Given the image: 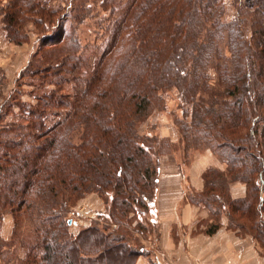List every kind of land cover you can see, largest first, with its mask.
Instances as JSON below:
<instances>
[{
    "label": "trees",
    "instance_id": "16d2710c",
    "mask_svg": "<svg viewBox=\"0 0 264 264\" xmlns=\"http://www.w3.org/2000/svg\"><path fill=\"white\" fill-rule=\"evenodd\" d=\"M1 1L10 41L27 42L23 20L31 22L41 53L32 74L51 85L27 108L25 123L0 124L5 264H15L6 255L16 243L24 248L23 258L12 251L16 264H134L146 249L131 237L150 227L133 219L152 211L159 156L178 147L185 160L188 150L203 147L224 163L208 167L202 190L186 195L213 216L205 232L214 233L226 214L228 228L264 251V0H232L250 22L248 38L238 21L224 19L225 0H128L85 77L67 10ZM115 1L100 4L111 10ZM68 75L72 98L61 92ZM170 88L190 106L189 116L174 120L177 144L138 130L165 106L162 92ZM60 109L63 117L47 125L46 116ZM234 182L244 184L242 197L230 196ZM88 193L109 200L113 227L70 230L69 214ZM5 213L12 216L10 241L1 236Z\"/></svg>",
    "mask_w": 264,
    "mask_h": 264
},
{
    "label": "rangeland",
    "instance_id": "374dc122",
    "mask_svg": "<svg viewBox=\"0 0 264 264\" xmlns=\"http://www.w3.org/2000/svg\"><path fill=\"white\" fill-rule=\"evenodd\" d=\"M127 1L116 0L114 7L110 10L105 9L100 4V0H39L44 7H60L68 11L69 18L66 24L73 23L75 35L81 47L80 53L87 61V66L81 70L80 76L85 77L89 74L99 53L106 45L112 21L120 16ZM2 3L4 1L0 3V124L11 122L25 123L27 108L35 103L37 94L41 91H48L51 85L42 84L39 76L32 74L34 65L41 60V53L38 51L37 33L33 30L31 22L26 19L23 20L25 23L24 28L29 34L27 42L16 44L10 41L6 36V22L1 9ZM235 8L232 0H225L224 19L238 21L244 30L245 36L248 38L250 36V22L248 18L239 17ZM72 79V76L68 75L67 81L61 89V92L69 98H72L74 92ZM162 96L165 106L162 109H154L138 127L141 133L145 130V125H147L149 130L143 133L155 136L157 139H162L160 137L163 133L171 131L168 128L169 126L166 125L165 119L169 120L171 118L174 124V120L185 117L184 113H187L188 116L190 113L189 104L180 102L179 93L175 88L163 91ZM64 113V109L50 112L45 118L46 124H53L56 120L62 118ZM201 149L204 148L188 150V160L183 158L181 147H178L173 153L179 156L183 163H187L190 156ZM89 194L91 198H86ZM108 205H110L109 200L106 203L103 201V204L101 203L99 208H97V194H86L73 206L72 212L69 214L70 230L76 232L80 227H86L91 223H97L98 225L108 224L113 227L106 216ZM151 212L139 215L133 220L149 225L148 217H152ZM5 214L3 215L4 220L2 219V222H4L1 225V236L5 240L10 241L13 225L12 216ZM148 232L144 234L134 233L131 237L132 244L137 246L138 244L144 245L141 237H146ZM25 233H28L27 226L23 230L21 228L17 234L19 237ZM12 251L18 258H23L24 248L17 245V243L9 248V254L6 255L7 259H10L9 263L13 262L16 264L17 259H12V257H15ZM0 264H5V262L0 259Z\"/></svg>",
    "mask_w": 264,
    "mask_h": 264
},
{
    "label": "crops",
    "instance_id": "0c3cea01",
    "mask_svg": "<svg viewBox=\"0 0 264 264\" xmlns=\"http://www.w3.org/2000/svg\"><path fill=\"white\" fill-rule=\"evenodd\" d=\"M165 121L171 131L160 138L177 144L178 132L171 118ZM144 129L143 132L149 130L147 125ZM173 152L159 157L152 217L148 218L150 230L141 238L146 254L138 256L134 264H264V251L258 242L228 228L226 214L219 217L220 226L214 233H206L213 216L204 205L187 199L188 192L202 190V175L208 167L223 169L224 163L206 148L194 152L187 163ZM229 193L232 198L242 197L244 184L232 183ZM89 197L90 194L86 198ZM101 203L97 195V208Z\"/></svg>",
    "mask_w": 264,
    "mask_h": 264
},
{
    "label": "water",
    "instance_id": "95a60500",
    "mask_svg": "<svg viewBox=\"0 0 264 264\" xmlns=\"http://www.w3.org/2000/svg\"><path fill=\"white\" fill-rule=\"evenodd\" d=\"M70 222V220L68 221V223Z\"/></svg>",
    "mask_w": 264,
    "mask_h": 264
}]
</instances>
